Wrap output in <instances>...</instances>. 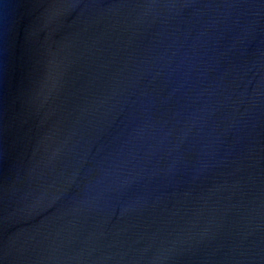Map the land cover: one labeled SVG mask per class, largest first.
Wrapping results in <instances>:
<instances>
[{"label":"water","instance_id":"water-1","mask_svg":"<svg viewBox=\"0 0 264 264\" xmlns=\"http://www.w3.org/2000/svg\"><path fill=\"white\" fill-rule=\"evenodd\" d=\"M0 264H264V0H0Z\"/></svg>","mask_w":264,"mask_h":264}]
</instances>
